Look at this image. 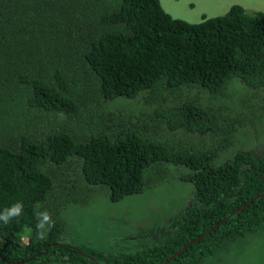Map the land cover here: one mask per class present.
Instances as JSON below:
<instances>
[{"label": "trees", "instance_id": "obj_1", "mask_svg": "<svg viewBox=\"0 0 264 264\" xmlns=\"http://www.w3.org/2000/svg\"><path fill=\"white\" fill-rule=\"evenodd\" d=\"M247 127L264 130V13L188 23L160 0H0V212L24 205L0 221V264H164L264 194V150L220 157ZM167 165L194 190L157 243L105 256L64 241L68 205L140 194ZM44 210L55 224L37 240ZM260 231L264 196L168 264Z\"/></svg>", "mask_w": 264, "mask_h": 264}, {"label": "rangeland", "instance_id": "obj_2", "mask_svg": "<svg viewBox=\"0 0 264 264\" xmlns=\"http://www.w3.org/2000/svg\"><path fill=\"white\" fill-rule=\"evenodd\" d=\"M160 3L171 17L188 23L222 16L234 5L249 13H264V0H160ZM254 127H247L244 133H233L232 138L226 139L221 159L241 151L263 152L264 130ZM222 138L226 137L222 135L220 140ZM162 172L163 176L158 173L159 181L152 182L142 193L128 195L118 202H112L103 191H96L87 194L85 205H68L61 213L64 241L105 256L157 243L158 234L154 233L151 238L149 235L168 226L191 203L194 190L191 183L181 180L189 174L187 168L167 165ZM263 258L264 234L260 231L228 245L205 259L203 264H263Z\"/></svg>", "mask_w": 264, "mask_h": 264}, {"label": "clouds", "instance_id": "obj_3", "mask_svg": "<svg viewBox=\"0 0 264 264\" xmlns=\"http://www.w3.org/2000/svg\"><path fill=\"white\" fill-rule=\"evenodd\" d=\"M243 152V151H242ZM255 154V153H253ZM39 208L40 206L37 205ZM24 214V205L22 202H16L11 207L5 208L0 212V221L5 225L9 224L12 220H17ZM38 223L36 224V238L37 240H44L47 237L48 232L54 226L55 221L49 211H38L36 213Z\"/></svg>", "mask_w": 264, "mask_h": 264}, {"label": "water", "instance_id": "obj_4", "mask_svg": "<svg viewBox=\"0 0 264 264\" xmlns=\"http://www.w3.org/2000/svg\"><path fill=\"white\" fill-rule=\"evenodd\" d=\"M263 195H259L257 197H255L253 200H250L247 204L243 205L242 207L238 208L236 211H234V213H232L230 216H228L227 218H225L223 221L219 222L217 225L213 226L211 229H209L206 233H204L201 237L191 241L190 243L186 244L181 250H179L178 252H176L174 255H172L167 261L164 262V264H168L170 261L174 260L177 256H179L181 254V252H183L187 247L191 246L192 244L199 242L200 240H202L203 238H205L208 234L212 233L213 231H215L219 226H221L224 222H226L229 217L233 216L234 214H237L239 212H241L242 210H244L246 207H248L254 200H257L261 197H263ZM49 248V247H48ZM48 248L46 250H48ZM45 250V251H46ZM42 253L37 254V256L41 255ZM84 255V254H83Z\"/></svg>", "mask_w": 264, "mask_h": 264}]
</instances>
